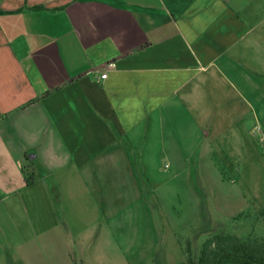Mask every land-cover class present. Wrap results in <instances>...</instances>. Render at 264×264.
Instances as JSON below:
<instances>
[{
  "label": "crops",
  "instance_id": "obj_1",
  "mask_svg": "<svg viewBox=\"0 0 264 264\" xmlns=\"http://www.w3.org/2000/svg\"><path fill=\"white\" fill-rule=\"evenodd\" d=\"M259 122L264 0H0V251L85 264L83 243L150 264L161 240L139 205L169 166L154 156L179 168L212 133L236 155Z\"/></svg>",
  "mask_w": 264,
  "mask_h": 264
},
{
  "label": "rangeland",
  "instance_id": "obj_2",
  "mask_svg": "<svg viewBox=\"0 0 264 264\" xmlns=\"http://www.w3.org/2000/svg\"><path fill=\"white\" fill-rule=\"evenodd\" d=\"M259 123L250 138L249 150L242 148L236 155L222 150L220 141L213 140L215 136L212 133L206 140L198 141L196 147L182 151L184 155L181 156L182 165L179 168L173 162V157L165 152L154 156V165L159 169H165L166 162L171 166L164 170L165 174L162 173L168 176L164 184L145 180L146 194L139 205L144 207L146 220L154 222L157 240H161L157 250L151 253L154 259L150 264H182L176 259L174 233H178L182 241L190 240L193 251L197 254L202 242L213 231L226 230L246 235L245 230L248 228L254 226L257 229L254 221L264 215V123ZM41 158L30 160L25 157L24 160L27 167V163H31L41 175ZM136 158L137 170L145 177L138 153ZM24 208L20 216L29 225L28 230L37 234L40 230L38 209L29 207L23 211ZM241 213L243 218L236 220L235 217ZM261 221L263 222L262 219ZM240 225L243 231L240 230ZM259 226V232L263 231L264 222ZM116 231L118 230L115 229ZM93 247L94 245H90L91 249ZM83 248V243L74 244L77 258H86L85 264H131V260L130 263H125L128 256L136 259L141 255L140 252L119 253L114 249L108 252H88L87 248ZM141 260L144 261L138 260L132 264H147V260ZM0 264L25 263L16 248L9 245L0 251Z\"/></svg>",
  "mask_w": 264,
  "mask_h": 264
},
{
  "label": "trees",
  "instance_id": "obj_3",
  "mask_svg": "<svg viewBox=\"0 0 264 264\" xmlns=\"http://www.w3.org/2000/svg\"><path fill=\"white\" fill-rule=\"evenodd\" d=\"M32 176H26V181L31 182ZM243 213L237 215L236 220H241ZM241 218V219H240ZM264 222L261 216L257 217V229L253 226L245 231L246 235L226 230L213 231L202 242L200 250L194 253L190 240L180 239L185 261L182 264H264V230L259 232V225ZM242 225L240 230L243 231Z\"/></svg>",
  "mask_w": 264,
  "mask_h": 264
},
{
  "label": "built area",
  "instance_id": "obj_4",
  "mask_svg": "<svg viewBox=\"0 0 264 264\" xmlns=\"http://www.w3.org/2000/svg\"><path fill=\"white\" fill-rule=\"evenodd\" d=\"M109 65H110V64H109ZM105 76H106V74H102V75H101V77H103V78H104Z\"/></svg>",
  "mask_w": 264,
  "mask_h": 264
},
{
  "label": "water",
  "instance_id": "obj_5",
  "mask_svg": "<svg viewBox=\"0 0 264 264\" xmlns=\"http://www.w3.org/2000/svg\"><path fill=\"white\" fill-rule=\"evenodd\" d=\"M33 156H35V155H33ZM33 156H32V158H33Z\"/></svg>",
  "mask_w": 264,
  "mask_h": 264
}]
</instances>
